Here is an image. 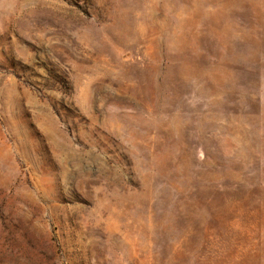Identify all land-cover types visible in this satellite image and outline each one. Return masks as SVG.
Segmentation results:
<instances>
[{"label":"rangeland","instance_id":"obj_1","mask_svg":"<svg viewBox=\"0 0 264 264\" xmlns=\"http://www.w3.org/2000/svg\"><path fill=\"white\" fill-rule=\"evenodd\" d=\"M0 264H264V0H0Z\"/></svg>","mask_w":264,"mask_h":264}]
</instances>
